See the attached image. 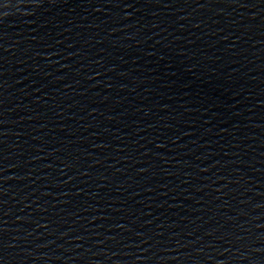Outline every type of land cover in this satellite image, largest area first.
Returning a JSON list of instances; mask_svg holds the SVG:
<instances>
[{
	"label": "water",
	"instance_id": "1",
	"mask_svg": "<svg viewBox=\"0 0 264 264\" xmlns=\"http://www.w3.org/2000/svg\"><path fill=\"white\" fill-rule=\"evenodd\" d=\"M0 264H264V0H5Z\"/></svg>",
	"mask_w": 264,
	"mask_h": 264
},
{
	"label": "snow or ice",
	"instance_id": "2",
	"mask_svg": "<svg viewBox=\"0 0 264 264\" xmlns=\"http://www.w3.org/2000/svg\"><path fill=\"white\" fill-rule=\"evenodd\" d=\"M7 5L5 0H0V8H2V6H5Z\"/></svg>",
	"mask_w": 264,
	"mask_h": 264
}]
</instances>
